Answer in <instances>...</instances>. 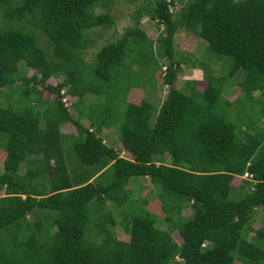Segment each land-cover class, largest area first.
I'll return each mask as SVG.
<instances>
[{"label": "trees", "instance_id": "obj_1", "mask_svg": "<svg viewBox=\"0 0 264 264\" xmlns=\"http://www.w3.org/2000/svg\"><path fill=\"white\" fill-rule=\"evenodd\" d=\"M113 2L0 0V96L11 92L9 104L0 100V264H264V223L252 227L264 217V102L251 100L253 92L264 97V0H154L135 9V25L101 46L88 67L82 52L90 34L114 24L95 9ZM144 13L161 26L154 41L140 29ZM180 28L230 59L227 74L213 76L208 63L176 50ZM133 63L167 88L158 107L143 89L127 102L134 90L128 76L140 71ZM182 64L200 69L202 79L177 89ZM238 75L242 97H221L225 81ZM44 92L54 99L44 100ZM98 99L109 106L85 127L79 118L92 115L82 109ZM243 102L260 110L238 124L232 106ZM66 122L75 128L74 170L63 156ZM115 122L130 159L100 135ZM138 177L157 190L161 217L143 208L140 186L126 189ZM109 203L124 209L106 212ZM114 226L127 241L114 236Z\"/></svg>", "mask_w": 264, "mask_h": 264}, {"label": "rangeland", "instance_id": "obj_2", "mask_svg": "<svg viewBox=\"0 0 264 264\" xmlns=\"http://www.w3.org/2000/svg\"><path fill=\"white\" fill-rule=\"evenodd\" d=\"M154 0H114L113 4L110 6V9L106 8H96L95 12L98 14H104L106 12H109L111 15L114 24L110 28L107 29H101L96 28L92 31L90 34L89 40L91 41L88 44V48L85 49L82 52V58L84 60V63L87 64L88 67H90L93 64L94 58L96 53L99 51L100 47L108 42H113L117 39H119L126 28L133 27L134 24V11L136 8H139L140 6H149L151 2ZM140 29L145 31L147 37L151 39L152 41L155 40V37L160 33L161 26L157 27L156 23L151 21L147 13H144L143 16L140 19ZM160 28V29H158ZM190 32H187L185 29L180 28L174 35L173 38V44L176 48V50L182 51V52H189L193 55V59H195L197 62H203L205 64L208 63V68L213 76H224L227 74L228 69L231 67V60L219 57L217 55L211 54L207 51L205 43L201 39H197L193 36H190ZM130 59H132L133 55H130ZM136 58V57H135ZM197 62H195L197 64ZM126 64L128 65V69L130 68L129 59H126ZM131 68L138 72H132L128 76V83L133 86L128 95H127V102H132L135 99L141 98L144 95V92L147 94V101L151 103L153 106L158 107L159 102L164 97L167 88L163 87L160 88L156 85L154 82L151 70L150 68H145L141 70V67H139L137 64L133 63L131 64ZM23 69V65L19 64V71ZM130 69L129 71H131ZM22 72V71H21ZM33 73V70L26 69V74L31 75ZM239 74L243 75V71L240 70L238 72ZM154 76L158 83H161V77L159 72L154 73ZM235 76V75H234ZM244 76V75H243ZM62 76H60L59 79H61ZM192 79H202V71L197 68H192L190 64H182L180 72L177 73L176 80L173 84V86L177 89H182L185 87V82L190 81ZM242 80V77L238 75V78L233 77L229 81H225L224 85L222 86V92L221 97H225L227 100L232 101L236 97H242L243 93L240 91L238 83ZM126 84V79L124 80ZM48 84L52 86H56L57 80L50 79L48 81ZM139 88V89H137ZM143 89V91L141 90ZM10 91H5L6 95H9ZM13 98H16L17 95L13 92ZM0 96V100L3 101L4 106L10 103V101L7 100V96ZM12 96V95H11ZM253 101L257 100V102H264V97L261 96L260 92H253L251 93ZM43 99L52 101L54 99V96H52L50 93L44 92L43 93ZM90 99V98H89ZM88 101V99H86ZM221 100V98H220ZM222 101V100H221ZM62 102L64 100L62 99ZM12 103V101H11ZM69 102L66 101V107H68ZM25 104H22V107ZM105 106H109L108 102L98 99L94 100L92 102H89L88 105L84 106L82 110H85V115H92L90 119H88L86 116L79 118L80 122L85 126L89 127L90 122L92 121V118L97 119L99 116V112L104 109ZM70 107V106H69ZM68 107V108H69ZM124 107H120V111L123 110ZM232 110L235 114L239 111L240 114L238 116H235L232 114L231 119L233 121L238 122V124L241 122L246 121L245 118H249L251 120L255 119L258 116L260 105L256 102H243L240 105H233ZM70 114L73 118H77L78 110L76 109H70ZM240 119V120H239ZM259 126L264 127V119H261L259 122ZM118 123L115 122L113 126L107 129H102L101 137L106 143L107 146H110L114 148L118 154L121 157L130 159L131 156L123 150L121 144L119 143L118 139ZM60 131L61 133L65 134L63 137V156L65 158L66 166L69 170H74L76 167V159L74 156V153L71 149L72 146V138L73 134H75V128L74 126L69 123H63L60 125ZM4 150L0 149V173L3 172V158H4ZM26 170V162H22L20 164L19 170L17 172L18 175H22ZM135 180L131 181V183L126 187V189H132L133 186H140L141 189L139 191V198H147L146 204L143 205V208L145 210H148L157 216L161 217L162 215L159 213L158 210V203L154 199L157 190L152 188V185L146 178H133ZM234 186H238L239 182L237 179H235L232 183ZM152 196V197H150ZM154 199V200H153ZM110 206L113 207H106V212L108 210L112 211L115 214H118L120 212V209H124V207H115L113 204L109 203ZM140 205H138L139 207ZM118 209V210H116ZM191 210L187 207L184 208L181 212V217L184 219H188L191 216ZM262 213V212H261ZM259 213L256 220L254 221V224L252 225L253 228H258L262 223H264V217L263 215ZM115 229H111L114 236L119 238L120 240L127 241L128 236L120 230L119 226H114ZM172 237L175 241L180 242L179 236L176 232L172 233Z\"/></svg>", "mask_w": 264, "mask_h": 264}, {"label": "built area", "instance_id": "obj_3", "mask_svg": "<svg viewBox=\"0 0 264 264\" xmlns=\"http://www.w3.org/2000/svg\"><path fill=\"white\" fill-rule=\"evenodd\" d=\"M64 100V99H63Z\"/></svg>", "mask_w": 264, "mask_h": 264}]
</instances>
